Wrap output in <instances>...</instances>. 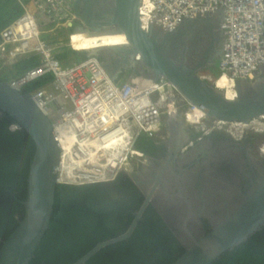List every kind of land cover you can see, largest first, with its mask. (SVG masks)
<instances>
[{"label":"water","instance_id":"1","mask_svg":"<svg viewBox=\"0 0 264 264\" xmlns=\"http://www.w3.org/2000/svg\"><path fill=\"white\" fill-rule=\"evenodd\" d=\"M71 6L76 18L75 24L70 25L72 38L105 35L124 38L121 43L77 49L86 57H96L114 82L126 75L170 80L212 122L244 123L250 127L260 116L264 118V64L253 78L234 81L231 98L213 82L216 78H228L226 74L225 77L221 75L227 34L220 11L196 12L182 17L173 27L153 18L145 28L142 0H73ZM262 32L264 37V21ZM0 109L14 121V129L27 131L38 150L28 177L26 198L21 202L24 216H18L15 230L6 239H0V264H34L50 232L58 186L55 169L61 161L62 149L51 117L28 90L13 87L2 76ZM171 120H174L178 134L171 133ZM163 122L170 131L169 137L161 140L169 144L168 153L160 161L146 155L148 160L140 166L139 173L130 174L136 182L139 177L138 182L148 180L146 183H152L146 185L148 189L140 187L145 199L143 208L135 212V218L125 226V232L99 242L73 264H85L103 247L128 239L140 224L145 223V211L149 208L164 223L171 220L172 210L180 212L179 224L185 231L184 251L168 264H213L264 227V163L253 155L249 136H233L241 131L236 133L233 128L234 132H227L228 126H225L220 129L224 134L222 142L216 143L210 134L193 143L189 150L181 151L192 140L191 130L178 115L167 117ZM192 159L197 160L196 165L185 166ZM226 160L233 169L219 166ZM244 177L252 185L243 192V198L234 207H226L210 232L192 231L188 221L201 217L195 206L198 197L226 199L240 190ZM118 180L116 177L114 182L103 184L100 191L95 183L76 188L88 195L101 194L100 197L109 193L113 200L109 205L118 207L126 204L121 191L114 190ZM210 186L214 189L212 196Z\"/></svg>","mask_w":264,"mask_h":264},{"label":"built area","instance_id":"2","mask_svg":"<svg viewBox=\"0 0 264 264\" xmlns=\"http://www.w3.org/2000/svg\"><path fill=\"white\" fill-rule=\"evenodd\" d=\"M72 2L34 0L36 11L25 6L24 13L0 33V59L5 58L10 66L32 56L40 59L9 82L15 88L26 89L29 84L44 81L29 92L51 117L63 140L57 166L61 177L74 183H94L93 179L103 174L115 177L144 155L139 146L142 138L169 137L163 131V119L167 117L178 115L187 124L197 126L196 138L182 149L225 126L227 132H234L233 128L236 133L244 131L247 125L240 122L243 128L208 121L204 111L165 78L129 77L114 82L94 56L62 65L42 39V28L48 20H55L58 27L74 24L73 12L66 11ZM141 11L145 28L153 18L173 27L182 17L196 12L220 11L227 34L221 75L228 76L233 90L236 79L253 78L264 64V0H142ZM72 48L77 49L75 44Z\"/></svg>","mask_w":264,"mask_h":264},{"label":"flooded vegetation","instance_id":"3","mask_svg":"<svg viewBox=\"0 0 264 264\" xmlns=\"http://www.w3.org/2000/svg\"><path fill=\"white\" fill-rule=\"evenodd\" d=\"M4 59H0L1 72L9 70L10 67ZM213 72L215 75L216 73L218 74V71ZM173 123L174 120L169 122L170 131L172 134H178L177 128ZM13 125H15L14 121L9 118L6 112L0 109L1 240L6 239L15 230L18 225V216H24V205L21 202L26 198L28 177L38 151L37 146L27 131L20 130L18 127L14 129ZM163 125V131L168 132L167 123L163 122ZM187 126L191 130L192 139L196 138L198 134L197 126L189 124ZM210 134H213L212 139L216 143L224 140V134L221 130H215ZM210 134L206 135L204 139ZM249 138L253 155L261 159V163H264V157L260 154L257 146L258 139L253 136ZM139 146L143 150L144 155L135 160V166L130 171H123L118 174L119 180L116 185L117 187L114 188L116 191H121L122 198L126 200V204H119L118 207L109 205L113 201L109 193L105 194L104 197H100L101 194L88 195L84 191L78 190L75 186L58 185L56 187L49 239L58 248L53 249L51 253L50 250L39 251V260L34 264H73L86 255L99 242L112 239L127 230L125 226L132 223L135 214L143 208L145 199L142 196L143 189H140V187L148 189L149 187H146V185L152 184L151 182L146 183L148 180L138 182L140 181L139 177L136 178L138 180L136 182L130 174L139 173L138 169L140 166L145 165L148 160V156L146 157V155L154 156L155 160L160 161L169 151V144H164L157 136L142 138ZM171 150L173 151V149ZM187 150H189L188 147L181 149V151ZM196 163L197 160L192 159L186 162L185 166H195ZM8 166H10V170L6 172L5 168L8 169ZM219 166H224V168H229L230 170L231 168L233 169V165L228 160L220 163ZM250 182L244 177L242 183H240V190L234 192V189V193L228 195L226 199H215L212 197L213 199L208 200L199 196L195 206L199 211L198 216L201 217L200 219L196 217V219L188 221L190 222L191 230L201 234L210 232L219 219L218 217L225 212L226 207H234L243 198V192L252 185ZM18 191L21 193L20 196ZM209 192L212 196L214 192L212 186H210ZM231 196L233 199H231ZM16 205H19V209L12 214V209ZM203 209L204 211H201ZM179 213V211L172 210L171 220H167L164 223L155 214L154 210L147 209L143 219L145 223L140 224L128 239L126 238V240L103 247L91 255L85 264L171 263L184 251L183 237L185 231L182 224H179L180 219H182ZM151 222L158 226L159 238L156 241L159 239L158 241L163 243L160 245L162 248L159 250L155 249V251H158V254L160 252V256L156 260L152 251L148 254H143L144 248L139 249L146 241H149L146 238V233L149 231ZM135 233H138L141 241L137 240ZM130 244H136V246H131ZM88 246L89 248H87ZM42 248L47 249L48 247L47 245H43ZM86 248L87 250L84 251ZM134 250H138V254H134ZM257 253H262L263 256H259ZM213 264H264V227L252 233L243 243L232 251H228V253Z\"/></svg>","mask_w":264,"mask_h":264},{"label":"trees","instance_id":"4","mask_svg":"<svg viewBox=\"0 0 264 264\" xmlns=\"http://www.w3.org/2000/svg\"><path fill=\"white\" fill-rule=\"evenodd\" d=\"M25 6L31 11H36L34 0H0V33L3 30V28H5L7 25H9L15 19L19 18L24 13ZM66 11L72 13V9L69 7L66 8ZM72 32H73V28L71 26L58 27L56 25L55 20H48L45 26L42 28V39L52 48V53L58 58V60L64 66H70L74 62H77V61H80L86 58L85 55H83L80 51L72 48L71 45L69 44L70 39L72 37ZM39 61L40 59L38 56H32V57L21 59L15 64H13L12 66H10L9 70L2 72L1 75L4 79L10 81L13 78L22 74L23 72H25L26 70L30 69L31 67L37 65ZM43 83L44 81L40 80L36 83L29 84L26 88L28 91H33L35 88H39ZM9 167L10 166H8V169L5 168L6 172L10 170ZM0 184H1V181H0ZM95 184L96 185L98 184L97 189H99L100 191V188H102L101 186L103 185V183H95ZM59 185L77 187V186H82L83 184H59ZM18 194L20 196L21 193L18 191ZM18 209H19V205L18 206L16 205L12 209V214L14 211H17ZM0 233H1V229H0ZM50 234H51V231L49 232V235ZM49 235H48V238H46V242L44 243V245L45 246L47 245L48 248L47 249L41 248L40 251L50 250V253H51L53 249L58 248L57 245H53V242H50ZM135 237H137L138 241H141V238L138 235V233H135ZM146 238L149 241H146L142 247H139V249L144 248L143 254H148L150 251H152L153 254L155 255V260H156L160 256V252L158 254L157 253L158 251H155V249L159 250L160 248H162L160 247V245L163 243L159 242L158 241L159 239L156 241V239L159 238V232H158V226L155 223L151 222L149 226V231L148 233H146ZM130 245L136 246V244H130ZM86 250L87 248L84 249V251ZM133 252L134 254H138V250H134ZM257 255L263 256L262 253H257ZM37 260H39V258H37L36 261ZM154 264H160V262H157Z\"/></svg>","mask_w":264,"mask_h":264},{"label":"bare ground","instance_id":"5","mask_svg":"<svg viewBox=\"0 0 264 264\" xmlns=\"http://www.w3.org/2000/svg\"><path fill=\"white\" fill-rule=\"evenodd\" d=\"M143 10L145 12H147L146 8H143ZM75 40V47H80V48H88V47H93L96 46L98 44H108V43H121L124 38L121 36H114V35H105V36H101V37H85V38H74ZM129 78L128 75L124 76L123 79L121 80H125ZM156 80V79H154ZM217 86H219V88H222L226 95L231 98V96L233 95V91H232V85L230 84L231 81L228 78H216L213 81ZM232 91V92H231ZM260 118H263V116H260ZM259 118V119H260ZM243 126H245L246 124L241 123ZM57 137L59 138V142L61 144V142H63V140L61 139V137L57 134ZM140 158V157H139ZM135 166V161L132 163L131 166L124 168L122 170H119L116 174L115 177L112 176H108V175H100L98 178L93 179L94 183H103V184H107L109 182H112L116 179V177H118V174L120 172L123 171H130L133 167ZM106 167H110V166H106ZM56 174H57V181H58V185L59 184H93V183H89V182H82V183H74L71 182L70 180L65 179L64 177H61L60 175V171H58L57 167H56ZM71 170H73V168H71Z\"/></svg>","mask_w":264,"mask_h":264},{"label":"clouds","instance_id":"6","mask_svg":"<svg viewBox=\"0 0 264 264\" xmlns=\"http://www.w3.org/2000/svg\"><path fill=\"white\" fill-rule=\"evenodd\" d=\"M245 134L249 137L253 136L258 139L257 146L259 148L260 154L262 155V157H264V118L255 121V123H253L250 127L246 126L244 128V131H241L240 133L234 135H240L242 137Z\"/></svg>","mask_w":264,"mask_h":264},{"label":"rangeland","instance_id":"7","mask_svg":"<svg viewBox=\"0 0 264 264\" xmlns=\"http://www.w3.org/2000/svg\"><path fill=\"white\" fill-rule=\"evenodd\" d=\"M72 38V37H71ZM70 45L72 46V47H74V44H75V41H74V44H73V42H72V39L70 40ZM77 49H79L78 47H76ZM10 66V65H9ZM9 69H10V67H9Z\"/></svg>","mask_w":264,"mask_h":264}]
</instances>
